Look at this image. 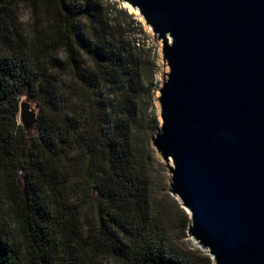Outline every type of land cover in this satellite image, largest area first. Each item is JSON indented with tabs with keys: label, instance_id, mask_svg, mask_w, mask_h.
Wrapping results in <instances>:
<instances>
[{
	"label": "trees",
	"instance_id": "trees-1",
	"mask_svg": "<svg viewBox=\"0 0 264 264\" xmlns=\"http://www.w3.org/2000/svg\"><path fill=\"white\" fill-rule=\"evenodd\" d=\"M119 5L0 0V264H214L182 243L190 217L153 146L156 52ZM25 93L38 137L18 122Z\"/></svg>",
	"mask_w": 264,
	"mask_h": 264
},
{
	"label": "water",
	"instance_id": "water-1",
	"mask_svg": "<svg viewBox=\"0 0 264 264\" xmlns=\"http://www.w3.org/2000/svg\"><path fill=\"white\" fill-rule=\"evenodd\" d=\"M119 1L163 44L153 146L172 163L188 235L214 264H264V0ZM22 96L30 132L39 106Z\"/></svg>",
	"mask_w": 264,
	"mask_h": 264
},
{
	"label": "rangeland",
	"instance_id": "rangeland-1",
	"mask_svg": "<svg viewBox=\"0 0 264 264\" xmlns=\"http://www.w3.org/2000/svg\"><path fill=\"white\" fill-rule=\"evenodd\" d=\"M116 1H118L119 4H120L119 8H123V9L127 10L128 14L135 16L137 20L142 22L144 29L147 31V33L149 34V36L151 38V43H152V45L154 47V50L156 52L157 61H158V73H157V76H156L157 98H158V96L160 95V89L162 88L163 83H164V79H166L168 77V74L170 72V68L167 65V63L164 61V58H163V44H162V41H160L158 38H156L154 36L153 31L146 24L145 20L143 19V17L140 15L139 12H137L135 9H133L129 4H126L125 2H121L119 0H116ZM29 13L30 12H29V9H28L27 6H22L20 8L21 16L29 17ZM114 16H128V15L125 14L124 12H120V13L117 12ZM27 20H25V21H27ZM22 98H24V96H22ZM33 103L38 104L36 100H33ZM39 103L45 109L44 114L46 116H48V115L55 116L56 115V108H55L56 103L54 104V108L55 109L53 107H50V104H47L46 102H44L42 100H40ZM156 105H157L158 110H159L160 109V104H159V102L157 100H156ZM38 114H40V108H39ZM25 133H26L28 138H33V137H38L39 134H40V131H39V128L36 126V128L31 130L30 132H26L25 131ZM157 157L162 163L161 171L164 173L165 177L167 178V181L169 182V187H170V179L172 177V174L170 173L169 167H170V164H172V163L169 164L166 161H164L163 158L158 154V152H157ZM19 184H20L21 188L23 189V191H25V176H24L23 171H20ZM187 234H188V231H187ZM182 243L184 244L185 247H188L189 249H192V247H195V246L199 247L200 249H202L198 245V243L193 238H191L189 235H188L187 238L182 240ZM203 251H205V250H203ZM205 253H207V252L205 251Z\"/></svg>",
	"mask_w": 264,
	"mask_h": 264
},
{
	"label": "clouds",
	"instance_id": "clouds-1",
	"mask_svg": "<svg viewBox=\"0 0 264 264\" xmlns=\"http://www.w3.org/2000/svg\"><path fill=\"white\" fill-rule=\"evenodd\" d=\"M19 19L23 22V21L27 20L28 17L27 16H21Z\"/></svg>",
	"mask_w": 264,
	"mask_h": 264
},
{
	"label": "bare ground",
	"instance_id": "bare-ground-1",
	"mask_svg": "<svg viewBox=\"0 0 264 264\" xmlns=\"http://www.w3.org/2000/svg\"><path fill=\"white\" fill-rule=\"evenodd\" d=\"M126 4H128V3H126ZM132 7V6H131ZM136 10V9H135ZM137 12H139L138 10H136Z\"/></svg>",
	"mask_w": 264,
	"mask_h": 264
}]
</instances>
